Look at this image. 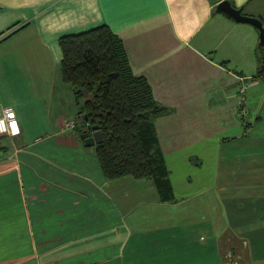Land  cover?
Segmentation results:
<instances>
[{"label": "crops", "instance_id": "obj_1", "mask_svg": "<svg viewBox=\"0 0 264 264\" xmlns=\"http://www.w3.org/2000/svg\"><path fill=\"white\" fill-rule=\"evenodd\" d=\"M218 1L0 0V105L14 110L21 129L17 137L0 136L16 143L13 155L0 144V264H119L127 244L138 264L153 244L190 235L205 237L213 264H248V244L237 236L242 227H264V83L255 77L257 30L215 12ZM230 1L264 20V0ZM102 24L168 109L155 121L166 164L167 157L210 162L215 170L203 188L231 196L225 214L210 208L208 222L213 216L203 206L191 221L152 210L151 221L133 219L136 207L160 205L148 200L158 197L154 185L104 179L92 149L67 127L78 126L79 108L61 78L58 39ZM240 116L258 120L244 131ZM222 219L238 230L221 232L228 226ZM193 247L172 256L175 264L195 258L200 248Z\"/></svg>", "mask_w": 264, "mask_h": 264}, {"label": "trees", "instance_id": "obj_2", "mask_svg": "<svg viewBox=\"0 0 264 264\" xmlns=\"http://www.w3.org/2000/svg\"><path fill=\"white\" fill-rule=\"evenodd\" d=\"M58 43L61 78L71 87L79 108V123L72 129L80 141L95 129L102 132L103 140L89 148L94 149L104 179L147 180L154 185L160 205L174 202L155 126L157 117L168 109L154 98L146 77L133 73L120 37L102 24L61 36ZM258 53L255 77L264 83L263 48ZM240 120L246 131L258 116L248 121L240 116Z\"/></svg>", "mask_w": 264, "mask_h": 264}, {"label": "rangeland", "instance_id": "obj_3", "mask_svg": "<svg viewBox=\"0 0 264 264\" xmlns=\"http://www.w3.org/2000/svg\"><path fill=\"white\" fill-rule=\"evenodd\" d=\"M0 144L6 145L11 147V154L13 155L14 149L16 147V143L8 140L1 138L0 139ZM92 151L94 152V149L91 148ZM199 157V156H198ZM201 158V157H200ZM194 157H190L189 159H170L167 157V167L169 171V179L173 188V195L175 201L167 204V205H155L153 207H146V205H141V207H136L135 210H133V219L135 220H140L141 218H148L147 220L151 221V218H182L188 221L194 220V219H199V216L204 214V210H197L196 208H200L204 206V209L207 211V218L213 217L208 219L209 221L214 220V212L211 211L210 208L217 209L219 208L220 210L223 211V214H225L226 211L230 210L232 207L231 203L226 204L225 200L227 198H230L231 196H227L224 191L218 190L215 186L209 185L206 186V189L203 188V185H208L206 184L207 181L203 179L205 174L207 175L209 171L215 170L213 165L210 164L207 160L204 163H197L199 162V159ZM202 164V165H201ZM239 182V180H229L231 183H236ZM217 196H214L217 194ZM239 196H235L237 198ZM208 198V201L206 199ZM214 198H216L217 203H215ZM147 200V198L145 199ZM150 201H155L154 203H158V197L156 198V195L153 199H148ZM147 200V201H148ZM210 200V201H209ZM206 201V202H205ZM148 203V202H147ZM228 203V202H227ZM218 205V206H217ZM158 206H166V209H157ZM154 211L157 214L152 215L151 212ZM154 214V213H153ZM153 219V220H154ZM129 220V218H127ZM146 220V219H145ZM134 222V220H133ZM144 222V221H143ZM222 222L225 223L226 225L229 224V221L227 219H222ZM138 223L137 225H139ZM136 225V226H137ZM142 229V227H139ZM138 228V229H139ZM241 228V227H240ZM153 229V228H151ZM200 229H205V227H200ZM215 229V228H211ZM222 231L225 230H238V228H235L234 226H227L220 228ZM242 232L243 236L240 238L237 236L239 239H244L247 244H248V251H249V256L251 257L250 260L243 259V262L248 263V264H264V227L262 226H256V227H242ZM203 230L201 232H203ZM197 234H201L200 231H192ZM221 232L217 235L221 236ZM151 233V231H150ZM171 233L170 236H174L176 234ZM155 236V235H151ZM187 236V235H186ZM155 237H149V240H153ZM171 240H179L181 241L180 243H171V242H165L163 244H153L155 246V249H153V254L149 257V259H141L138 261V264H175L177 258H172V256H177L178 254H182V252H187L190 251L191 248H194L193 245L199 246L200 252L195 254V258H189L188 255L187 259L184 261V264H197V262H202L203 264H213V261L208 257L209 255V245L207 244V240L205 239L204 236H194L190 235L187 237L184 236H174V237H169ZM169 243V244H168ZM168 244V246H167ZM190 244V245H188ZM143 245V244H141ZM172 246L176 249L177 251L176 254L172 253L171 249ZM151 247V244H150ZM164 247V248H163ZM171 247L170 249V254H167V248ZM143 247H141L142 249ZM166 249V250H165ZM150 250V249H148ZM127 252V255H125ZM132 255V259L129 257ZM140 256V255H139ZM154 256V260H150ZM200 257V258H199ZM221 258H219L220 260ZM148 260H150L148 262ZM223 262V263H220ZM218 261V264H232L230 261H225V260H220ZM148 262V263H147ZM118 264V263H117ZM119 264H133V249L129 248V245L127 244V248H125L124 254L121 256V263ZM183 264V263H182Z\"/></svg>", "mask_w": 264, "mask_h": 264}, {"label": "water", "instance_id": "obj_4", "mask_svg": "<svg viewBox=\"0 0 264 264\" xmlns=\"http://www.w3.org/2000/svg\"><path fill=\"white\" fill-rule=\"evenodd\" d=\"M215 12L226 15L227 17L242 23L252 25L258 32L257 54L264 47V23L259 17L250 16L242 12V7H236L230 0H220L216 3ZM90 125L87 124V128ZM103 140L102 132L99 129L92 131L91 135L83 140V144L87 147L98 144Z\"/></svg>", "mask_w": 264, "mask_h": 264}, {"label": "built area", "instance_id": "obj_5", "mask_svg": "<svg viewBox=\"0 0 264 264\" xmlns=\"http://www.w3.org/2000/svg\"><path fill=\"white\" fill-rule=\"evenodd\" d=\"M245 91V86H243L241 88V92L243 93ZM14 119L17 122L18 128H19V134L14 135L13 134V130L11 129V127L8 128L7 132H4L3 134H0V136L5 135L8 136L9 138H14L20 135L21 133V129L16 117V114L14 112V110L11 107L8 106H1L0 105V120H4L5 124L8 125L10 124V121ZM75 126V124L73 122H70L67 124V127L69 129H72Z\"/></svg>", "mask_w": 264, "mask_h": 264}, {"label": "clouds", "instance_id": "obj_6", "mask_svg": "<svg viewBox=\"0 0 264 264\" xmlns=\"http://www.w3.org/2000/svg\"><path fill=\"white\" fill-rule=\"evenodd\" d=\"M9 127H11L13 130L14 135L19 134V128L17 122L14 119H12L8 125L5 124L4 120H0V134L7 132Z\"/></svg>", "mask_w": 264, "mask_h": 264}]
</instances>
